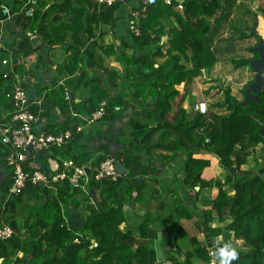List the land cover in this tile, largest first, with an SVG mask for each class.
Returning a JSON list of instances; mask_svg holds the SVG:
<instances>
[{"label": "crops", "instance_id": "crops-1", "mask_svg": "<svg viewBox=\"0 0 264 264\" xmlns=\"http://www.w3.org/2000/svg\"><path fill=\"white\" fill-rule=\"evenodd\" d=\"M170 1L167 5L158 0L159 10L148 17L152 5L140 0L113 9L98 6L95 0H0V125L9 122L12 111L5 95L20 85L29 110L37 115L35 133H73L72 142L61 149L32 158L27 155L23 168L53 173L66 160L93 167L109 157L122 166V174L113 183L116 198L109 197L112 182L108 180L92 182L86 192L69 190L64 198L61 211L68 231L88 240L90 248L95 239L85 229L87 208L106 211L122 201L126 219L119 229L130 231L139 243L146 242L139 230L148 214L147 228L155 234L150 248L155 252L159 238L164 264H226L221 259L224 253L249 248L227 229L232 222L227 212L220 219L217 214H205L218 192L213 183L223 182L225 172L218 157L190 146L183 126L199 115L196 107L201 103L207 106V114L225 113L215 105L226 90L243 102L241 91L255 76L249 62L258 58L254 50L259 40L264 41V0H235L229 19L210 45L215 64L178 84L171 83L179 76L178 69L191 70L193 63L183 42L169 53L173 34L183 26L196 30L202 16L198 8H188L200 0ZM223 9L219 1L215 15L203 18L210 29ZM133 11L140 12L138 29L148 21L143 29L147 43L129 34ZM165 68L176 69L175 74L164 75L160 69ZM61 81L69 89V104L63 101ZM101 102L107 104L105 116L84 126V119ZM82 125L83 130L76 133L75 128ZM260 147L248 150L241 170H257L255 159L264 158ZM8 153V147L0 143V197L6 196L12 180ZM189 158L208 165L186 185ZM44 189L34 194L27 188L21 197L9 200L6 212L0 207V228L14 223L24 234L35 224L34 217L28 218V209L46 200L48 192L58 193L55 187ZM191 240L198 245L197 253ZM22 257L23 252L0 242V264H13Z\"/></svg>", "mask_w": 264, "mask_h": 264}, {"label": "trees", "instance_id": "trees-1", "mask_svg": "<svg viewBox=\"0 0 264 264\" xmlns=\"http://www.w3.org/2000/svg\"><path fill=\"white\" fill-rule=\"evenodd\" d=\"M157 1L150 4L152 7L148 11V17L153 16L159 10L160 3L157 4ZM184 1L189 2V0ZM219 1L223 2L224 9L214 19L210 29L203 18H212L215 15ZM234 2L235 0H200L199 3L188 5L190 11L192 8H198V15L202 16V19L197 21L196 30L183 26L179 33L173 34L174 40L170 43L169 53L183 42V45H186L184 52L185 50L191 52L193 68L188 71L178 69L179 76H175L172 84H178L184 79H190L212 68L215 58L210 51V45L222 25L229 19ZM109 7L113 9L114 5ZM260 10L262 11L261 7ZM147 23L143 22L142 27L139 28L138 37L140 39L138 41L147 43L148 35L143 31L147 29ZM128 31L132 37H135L129 29ZM184 52L182 51L181 54ZM160 70L164 75L172 76L176 69ZM106 107L107 104L105 111ZM215 107L224 110L225 113L220 115L199 114L194 121L183 126L185 129L183 135L190 146L218 157L220 167L225 172L223 182L219 180L213 183L218 192L215 199L211 201L210 211L205 214L214 213L220 219L224 212H227L232 218L227 229L233 232L235 237L241 238L249 248L248 252L227 251L221 256L223 262L226 264H264V158L260 161L259 155L255 159V164L259 166L257 170H241L249 156L248 150L260 144V154L264 157V91L257 96L256 102L241 105V102L236 101L231 95L230 90H226L224 99ZM74 162L82 165L80 161ZM195 164L199 166L194 167ZM207 165L206 161L189 158L185 168V184L189 185L192 178L196 177V174ZM231 169L235 172L232 173ZM24 170L30 173L34 171L25 168ZM11 184L12 180L10 186ZM27 188L30 193L34 194H42V190H46L45 186L27 183L18 198L25 193ZM55 188L58 192L56 195H50L48 192L49 196L46 200L34 203L35 205L28 209V218L34 217L35 224L30 225L24 234L21 235L18 232L14 223L8 225L14 231V235L9 240L0 242H4L10 249L23 252V257L13 264H155V252L150 248V245L154 243L155 234L147 228L150 222L148 214L144 217V228L139 230L140 238L147 241L139 243L130 231L123 232L119 229L126 219L122 210V201L116 202L112 207H107L106 211L88 207L89 216L85 229L95 239V245L90 248L88 240L79 235L75 236L74 233L68 231L64 223L61 206L65 202L64 198L71 191L70 187L64 183L62 187L55 185ZM108 188L109 197L116 198L117 185L112 183L108 185ZM231 190L234 191L232 196L229 195ZM9 200H3L6 202L4 209L0 204L4 212L7 211L6 205ZM75 237L79 238V244L73 243ZM191 244L194 252L197 253L196 241L191 240ZM134 247H136L135 251H133ZM82 251H84L83 255Z\"/></svg>", "mask_w": 264, "mask_h": 264}, {"label": "built area", "instance_id": "built-area-1", "mask_svg": "<svg viewBox=\"0 0 264 264\" xmlns=\"http://www.w3.org/2000/svg\"><path fill=\"white\" fill-rule=\"evenodd\" d=\"M146 4H153L156 0H140ZM98 6H112L116 3H127L128 0H95ZM167 5H171L170 0H165ZM178 9H182L178 5ZM140 12L133 11L131 20L128 23V29L133 36L138 37L140 31L136 25V20ZM3 64H7L6 61ZM60 86L64 94V102L69 104L71 97L67 86H64L63 81ZM5 97L11 102L12 111L9 116L7 124L0 125V143L7 146L9 153L6 158V165L11 171L12 184L7 191L5 197H0V204L4 209L6 204L5 199H12L20 196L27 183L32 185L42 184L45 187L54 188L55 185L67 183L72 191L86 192L89 185L100 183L108 180L116 183L118 180V173L115 170L116 161L109 157L93 167H86L84 165H77L72 160H66L61 163L58 171L53 173H45L40 169H35L33 172H26L23 168V163L27 159V148H30L32 154L43 153L51 149H61L72 141V131H63L57 135H48L45 133H35L34 125L38 122L37 115L29 110L28 97L24 89L17 85L12 92L7 93ZM41 102H36L40 105ZM106 102H101L98 109L84 119V126L91 125L101 120L105 113ZM196 110L201 115H207V106L203 103L198 104ZM83 125L76 127L75 132L80 133L83 130ZM89 174H86V171ZM5 198V199H4ZM14 235V231L9 226H2L0 228V241L9 240ZM74 243L79 244L80 240L75 237ZM210 256L213 252H208Z\"/></svg>", "mask_w": 264, "mask_h": 264}, {"label": "water", "instance_id": "water-1", "mask_svg": "<svg viewBox=\"0 0 264 264\" xmlns=\"http://www.w3.org/2000/svg\"><path fill=\"white\" fill-rule=\"evenodd\" d=\"M121 3H116L114 5H120ZM264 14V12H263ZM254 32V31H253ZM254 52L258 55V58L249 62V67L252 73L255 74L253 80L245 85L242 91L243 102L241 105H248L250 103L257 101V96H259L264 91V41L259 40L257 48ZM27 153L31 158L33 157L32 151L30 148L26 149ZM38 157V156H37ZM37 159V158H36ZM115 170L118 174H122V166L118 163L115 165ZM47 173L46 171H44ZM231 172L234 173L235 170L231 169ZM86 174H89V171H86ZM42 187L43 185L40 184ZM155 253H156V261L157 264H164V258L162 254V250L160 247V240L155 242L154 244Z\"/></svg>", "mask_w": 264, "mask_h": 264}, {"label": "rangeland", "instance_id": "rangeland-1", "mask_svg": "<svg viewBox=\"0 0 264 264\" xmlns=\"http://www.w3.org/2000/svg\"><path fill=\"white\" fill-rule=\"evenodd\" d=\"M239 95H240V93H238ZM257 152L259 151V148H257V150H256ZM256 157V156H255ZM255 159V158H254Z\"/></svg>", "mask_w": 264, "mask_h": 264}]
</instances>
